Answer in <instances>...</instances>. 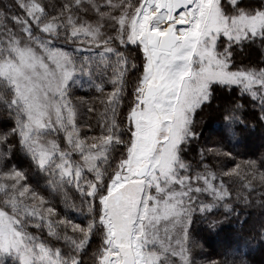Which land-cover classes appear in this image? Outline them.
I'll return each instance as SVG.
<instances>
[{
	"label": "snow or ice",
	"instance_id": "1",
	"mask_svg": "<svg viewBox=\"0 0 264 264\" xmlns=\"http://www.w3.org/2000/svg\"><path fill=\"white\" fill-rule=\"evenodd\" d=\"M257 128L264 0H0V264H248L195 226L264 209Z\"/></svg>",
	"mask_w": 264,
	"mask_h": 264
},
{
	"label": "trees",
	"instance_id": "2",
	"mask_svg": "<svg viewBox=\"0 0 264 264\" xmlns=\"http://www.w3.org/2000/svg\"><path fill=\"white\" fill-rule=\"evenodd\" d=\"M246 58L255 61L259 58L260 53L257 51L246 52ZM83 86L79 84L72 89L74 97L87 99L89 101L96 100L99 93L95 89L93 83L88 81L85 76L82 78ZM98 83V81H96ZM109 90L106 87V91ZM99 108V105H97ZM218 124L214 121L209 124V135L218 131ZM239 151L247 153L248 156L253 153L259 154L264 152V132L260 128L255 129L244 138L243 143L239 146ZM241 159L247 156L241 155ZM240 213L239 222L235 217H230L224 221L223 226L216 232L208 233L203 224H197V238L203 244L202 255L196 258L201 261L221 258L229 249L244 244L245 239L249 243L245 247V259L248 264H264V241L261 238V225L264 224V209L258 206L237 208ZM217 218L223 220L221 214H217ZM246 221V222H244ZM243 222V223H241Z\"/></svg>",
	"mask_w": 264,
	"mask_h": 264
},
{
	"label": "rangeland",
	"instance_id": "3",
	"mask_svg": "<svg viewBox=\"0 0 264 264\" xmlns=\"http://www.w3.org/2000/svg\"><path fill=\"white\" fill-rule=\"evenodd\" d=\"M203 250V249H202Z\"/></svg>",
	"mask_w": 264,
	"mask_h": 264
}]
</instances>
